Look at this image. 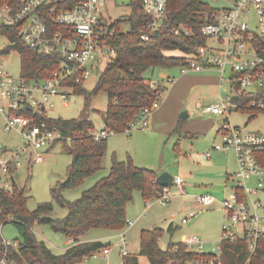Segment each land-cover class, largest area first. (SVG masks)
<instances>
[{
	"label": "built area",
	"instance_id": "built-area-1",
	"mask_svg": "<svg viewBox=\"0 0 264 264\" xmlns=\"http://www.w3.org/2000/svg\"><path fill=\"white\" fill-rule=\"evenodd\" d=\"M113 0H0V24L13 28L20 39L32 50L39 53L58 54L64 62L60 68L44 80L28 81L20 75L15 76L0 65V129L20 135L22 146L14 150L0 147V186L11 189L13 176L9 167H17L21 159L29 158L41 162L43 151L61 141V132L49 126L43 119L47 104L59 98L67 105L66 99L73 89L69 81L83 83L89 74L99 67L102 69L112 61L116 50L107 39L114 35L103 16L102 7ZM168 0H142L141 12L148 17L139 29V37L148 40L149 33L156 31L163 23ZM222 2L212 5L210 12H196L202 16L198 27L201 36L207 39L192 53L182 54L186 64L179 67L180 74L201 72L208 69L218 71L220 95L218 102L206 105L204 113L222 117L219 126L220 141L210 149L194 154L196 160H207L212 151H233L237 162L235 185L231 194L221 200L222 223L220 240L210 252H204L203 243L197 236H188L182 243L187 250L207 253L202 259L189 260L184 264H222V245L225 242L242 241L249 252H253L258 240L264 238V200L257 197L263 190L264 168L260 167L254 154L264 151V134L247 132L232 126L229 116L240 108L233 98L250 94L260 95L252 100L249 107L264 111V0H208ZM174 34L191 35L189 24H177ZM174 77L149 80L150 87H161L160 98L150 106L141 109L125 129L147 130L149 117L159 108L168 86ZM225 81L228 87L224 85ZM24 109L32 116L21 113ZM114 134L111 130L93 131L94 140L107 138ZM14 179V178H13ZM254 180L255 184L250 185ZM173 184L181 188V177L173 179ZM170 187H162L155 200L160 205L170 202ZM215 198L209 194L194 196L198 211L190 210L181 219L182 224L211 206ZM147 203V201L145 202ZM133 223L128 222L131 226ZM67 239L66 246L75 245ZM116 245L121 256L128 255L125 233L117 235ZM19 242L5 240L0 244V264H12L11 256L17 253ZM105 264H110V248L101 252ZM96 255V254H95ZM122 264V262H121Z\"/></svg>",
	"mask_w": 264,
	"mask_h": 264
},
{
	"label": "trees",
	"instance_id": "trees-1",
	"mask_svg": "<svg viewBox=\"0 0 264 264\" xmlns=\"http://www.w3.org/2000/svg\"><path fill=\"white\" fill-rule=\"evenodd\" d=\"M141 4L142 0H130V14L125 19L129 25L128 31L121 30V21L111 24L115 33L107 41L115 48L116 55L102 69L94 89L87 92L82 83L67 82L73 89L72 93L84 97L85 106L80 116L72 119H51L46 116L35 118V121L43 119L49 126L56 127L61 132V142L71 157L64 182H59L52 189L54 200L67 208V214L62 218L52 217L51 202L40 203L35 210L29 211L23 188H18L15 182L9 190L0 186V244L2 226L12 223L18 232L15 240L19 242V248L11 256L12 264H78L89 259L109 248V245L101 241L79 242L86 232L90 229L122 230L126 224L127 204L132 201L134 192H139L141 198L148 201L162 190L156 183L155 171L138 167L131 158L119 161L112 156L108 174L83 190L76 200L67 201L60 194L62 189L76 187L103 166L107 138L94 140L92 137L94 127L88 118L91 98L99 92L106 94L103 129L122 133L140 115L143 107L150 106L160 98L161 87H150L147 82L152 79L147 78L145 72L154 67L170 69L184 66V56H168L166 52L179 51L187 54L206 44L207 39L198 31L202 16H196L195 13L212 11L213 7L208 0H168L162 25L156 31L150 32L148 40L145 41L140 39L138 33L148 20L141 12ZM181 23L190 25V36L172 32L173 27ZM0 35L5 36L9 42L0 50V56L17 51L21 66L19 75L25 80L47 79L64 62L58 54L32 50L13 28L0 24ZM260 98V95L255 94L234 97L233 100L240 104L236 111L248 114L250 121L258 113L264 112L248 106L252 100ZM21 113L32 116L31 111L26 109ZM178 129L179 124L174 132H178ZM254 156L258 165L264 168V151L256 152ZM15 168L9 167L12 176ZM35 223L49 226L53 231L63 234L66 239H73L76 244L62 253H54L34 235L32 227ZM164 232V229L158 227L142 229L139 233L138 253L122 256V264H184L189 260L208 256L207 253L187 250L182 242L170 241L165 249H161L158 241ZM222 264H264V238L258 240L252 253L242 241L223 243Z\"/></svg>",
	"mask_w": 264,
	"mask_h": 264
},
{
	"label": "rangeland",
	"instance_id": "rangeland-1",
	"mask_svg": "<svg viewBox=\"0 0 264 264\" xmlns=\"http://www.w3.org/2000/svg\"><path fill=\"white\" fill-rule=\"evenodd\" d=\"M130 0H113L102 7V13L109 23L121 21V30L128 31L129 25L126 22L127 16L130 14ZM211 5L223 4L222 2L209 1ZM9 44L5 36L0 35V50ZM0 65L13 75L20 74V55L17 51H11L8 54L0 56ZM166 70L162 67H154L145 72V76L152 80H157L161 75L171 73V69ZM102 71V67L91 72L89 76L82 83V87L91 92ZM216 71V70H214ZM219 73H211L215 76ZM217 76V75H216ZM224 85L228 87L225 81ZM220 95H224L223 89L218 88L216 83L206 82L194 85L190 91V103L194 111V116L204 119L205 116L201 114L203 106L215 104L218 102ZM67 105L59 98L52 99V105L47 104L45 116L47 118H63L72 119L78 118L82 109L85 106L83 95L72 93L66 99ZM107 107V96L104 92H99L91 98L89 103L88 118L93 124L95 131H99L104 127L103 111ZM249 115L233 111L229 116V121L232 126H238L247 132H256L264 134V112L258 113L250 121ZM216 120H220L217 118ZM222 117L220 123L222 121ZM148 131L141 129H131L130 132L114 133L107 137V150L103 159L102 168L95 174L83 179L76 187L65 188L61 191V196L67 201L76 200L81 192L91 185L96 180L106 176L109 172L112 156H115L119 161H126L131 158L133 164L150 168L152 170L163 169L173 178L180 176L184 181L183 194H180V189L174 184L170 186L172 198L170 202L165 205H159L155 197L148 200L147 203L141 198L139 192L135 191L133 199L127 204L128 213H126V224L122 230L112 231L105 229H90L81 238L80 241L88 238H102L101 242L108 244L110 248V255L108 257L110 264H121L122 256L119 253V247L116 245L117 235L120 232L125 233L126 249L129 254H137L139 250V233L142 228L161 227L165 230L163 236L159 239L158 244L161 249H165L167 244L178 242L181 235L197 236L203 243V251L210 252L212 247L217 245L220 240L222 211L221 204L218 199L214 204L199 211L195 217L188 223L182 224L181 218L190 210L198 211L193 197L205 194L202 192L194 193L191 188V183L197 180H202L210 186L211 180L197 179L196 177L184 179L181 170L192 172L196 169L193 166L194 162L203 164L204 160H196L194 154L197 152H204L211 148V143L207 135H200L199 141L192 143L189 139H184L177 150L174 144L177 142L179 135L173 134L165 138V140L152 138V141H147L145 134ZM220 141L217 138V142ZM22 146L20 135L15 132H3L0 130V147L6 150L18 149ZM214 151L211 152V155ZM190 156V157H189ZM219 158H225L231 162V172L237 170V162L234 152L228 151L220 154ZM191 161H190V160ZM190 162H189V161ZM196 162V164H197ZM71 163V157L64 147V143L59 141L53 145L47 152L44 153V158L41 162H34L27 157L21 159V164L18 165L13 174L16 186L23 188L27 197V208L33 211L40 203L51 202L53 210L52 217L62 218L67 214V208L60 206L52 196V189L59 183L64 182L66 178L67 167ZM195 164V165H196ZM202 172H206L203 170ZM208 172V171H207ZM204 178V176H199ZM206 180V181H205ZM214 183V182H213ZM232 181L228 182V186ZM252 185V181L249 183ZM264 186V178L262 179ZM229 195V194H228ZM126 209V211H127ZM140 216L142 223H138L136 218ZM155 219V221H153ZM131 221L133 225L129 226ZM153 223H150L152 222ZM169 223L172 224L171 231L167 230ZM154 224V225H152ZM141 226V227H139ZM143 226V227H142ZM32 231L37 239L42 240L48 248L56 254L61 253L66 247L67 239L59 232L53 231L49 226L35 223ZM1 235L5 240H13L18 237L16 227L12 223H8L1 227ZM90 260V261H89ZM105 258L99 252L95 257L89 258L87 261H82L78 264H104Z\"/></svg>",
	"mask_w": 264,
	"mask_h": 264
},
{
	"label": "crops",
	"instance_id": "crops-1",
	"mask_svg": "<svg viewBox=\"0 0 264 264\" xmlns=\"http://www.w3.org/2000/svg\"><path fill=\"white\" fill-rule=\"evenodd\" d=\"M166 55L182 56V53L179 51H170V52H166ZM166 70H168V68H166ZM170 70L169 71L171 73H167V74L162 73L163 75H161L160 78L157 79V80H161L166 76L174 77V81L168 86L167 92L163 96V99L161 101L159 108L153 111L149 117V127L147 130H145V131H148L145 134L146 140L152 141V138L156 137L157 139H160L163 141L165 140L166 137L173 135V134L174 135L177 134L179 135V137H178L177 142L174 144V148L179 150L182 144V141L184 139H189L192 144V143L199 141L200 135H207L211 143L214 144L215 142H217V138L220 140L218 130L220 126L221 117L210 114V113H204L203 108L205 106H203V108L201 109V114L205 116L204 119L197 118L196 115L194 116L192 104L190 103L191 101L190 91L193 89L194 85L200 84V83H206V82L216 83L219 88V78L220 77L218 76V74H216L217 76L210 75L211 73H216L218 71H214L213 69H208V70H204L201 72H189L185 74H180L179 67L170 68ZM217 118H220V120H216ZM178 124H179L178 132H174V129L177 127ZM49 149L44 150L43 153L47 152ZM222 153L223 152L214 151V154L212 155L210 154L209 159L204 160L205 162L203 164H200L197 161H196L197 162L196 164V162L193 161V163H190V164H193V166H195L196 169L193 170L192 172H188L186 170L180 171L181 174L184 176L183 177L184 179L190 180V178L196 177L197 179H207V181L211 180L214 182V183L211 182L210 186H208L202 180L194 181L193 183L190 184L192 187L191 189L195 191L194 193L202 192L205 194H209L213 196L215 200L218 199L219 201H221L224 198H227L231 194V192L233 191L234 185H235V173L237 170L235 172L234 171L231 172V165H232L231 162L230 161L228 162L225 158H222V159L219 158L220 154ZM138 167H142V166H138ZM143 168H146V167H143ZM203 170H206V172H202ZM153 171H155L156 174L159 175L160 173H162L163 169L161 168L159 170L156 169ZM202 175L204 176V178L199 177ZM230 179L232 181V184L228 186V182L230 181ZM181 180H182L181 188L178 186L176 187L180 189V194H183L184 181L182 178ZM254 184L255 182L254 180H252V185ZM257 197L264 200V186H263V190H260L258 192ZM128 209L126 213H128ZM184 215H186V213ZM136 220L138 221V223L139 222L142 223L143 221L145 222L149 221V220H141L140 216H138ZM190 220H192V218L189 219L187 223ZM153 221H155V219ZM153 221L150 223H153ZM133 223L135 224V222ZM158 228H161V227H158ZM142 229H151V228H142ZM171 229H172V224L169 223V225L167 226V230L171 231ZM186 237L188 236L181 235L180 240L178 242H182L183 239ZM101 239L102 238H88V239H85L79 242L101 241ZM67 248H68L67 246L63 248L61 253L64 252ZM95 256L96 255L92 257H95ZM140 259H143V258L140 257ZM87 260L88 259H85L83 261L85 262Z\"/></svg>",
	"mask_w": 264,
	"mask_h": 264
},
{
	"label": "water",
	"instance_id": "water-1",
	"mask_svg": "<svg viewBox=\"0 0 264 264\" xmlns=\"http://www.w3.org/2000/svg\"><path fill=\"white\" fill-rule=\"evenodd\" d=\"M182 116V115H181ZM173 177L166 172H162L156 177V183L161 187H170L173 183ZM14 179L12 178V183H14Z\"/></svg>",
	"mask_w": 264,
	"mask_h": 264
}]
</instances>
